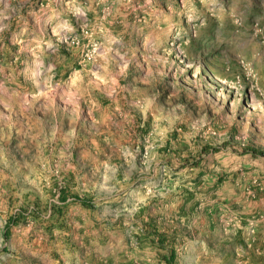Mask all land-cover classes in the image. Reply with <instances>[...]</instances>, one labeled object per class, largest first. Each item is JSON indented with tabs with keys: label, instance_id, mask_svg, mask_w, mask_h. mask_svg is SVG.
<instances>
[{
	"label": "rangeland",
	"instance_id": "374dc122",
	"mask_svg": "<svg viewBox=\"0 0 264 264\" xmlns=\"http://www.w3.org/2000/svg\"><path fill=\"white\" fill-rule=\"evenodd\" d=\"M264 0H0V264H264Z\"/></svg>",
	"mask_w": 264,
	"mask_h": 264
},
{
	"label": "trees",
	"instance_id": "16d2710c",
	"mask_svg": "<svg viewBox=\"0 0 264 264\" xmlns=\"http://www.w3.org/2000/svg\"><path fill=\"white\" fill-rule=\"evenodd\" d=\"M259 153L260 155H262L264 157V149L263 150H259L257 152H255V154Z\"/></svg>",
	"mask_w": 264,
	"mask_h": 264
}]
</instances>
